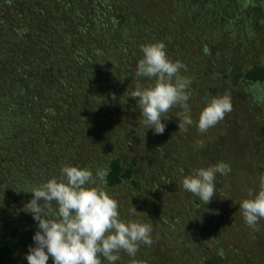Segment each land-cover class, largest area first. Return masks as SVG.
Returning a JSON list of instances; mask_svg holds the SVG:
<instances>
[{"label": "rangeland", "instance_id": "374dc122", "mask_svg": "<svg viewBox=\"0 0 264 264\" xmlns=\"http://www.w3.org/2000/svg\"><path fill=\"white\" fill-rule=\"evenodd\" d=\"M0 1L3 2L0 5L7 6L8 1ZM173 1V9L178 8L174 15L165 12L171 10L166 0L154 3L138 0L132 5L137 24L141 22L146 26V31L142 26L139 38L144 32L150 35L144 42L137 40L134 44H169L166 46L169 59L187 66V71L182 69L180 74L192 79L191 92L195 87L197 96H191L188 101L194 123L186 133L178 128L179 107L171 109L167 119L162 118V123L166 124L162 135H155L154 130L143 123L138 98L129 97V93L135 90L138 79L145 87L153 84L154 79L137 78L138 62L126 61L123 64L127 65L121 67L123 73L106 71L98 87L94 83L85 84L83 100L88 103L90 99L92 109L98 110L72 107L58 110L53 114L57 120L55 117L51 120L61 125L54 121L55 131L40 132L35 125L38 115H32V107L17 108V104L23 102L21 84L31 86L30 79L37 73L30 66L36 65L34 61L38 59L31 52L32 62L28 66V59L20 60L15 57L16 53L8 55L0 47V158L11 163L9 171L7 166L0 167V233L18 231L31 236L28 242L34 246L32 238L38 230V222L27 207L34 187L53 177L59 179L65 165L79 166L77 163H80V168H89L95 175L97 170L107 169L110 159L117 158L127 167L132 157H136L138 164L133 178L137 185L124 181L117 187H106V191L119 202L122 220L152 225V244L161 261L152 255L150 246L141 243L135 257L121 251L115 264H133L134 261L135 264H205L212 257L217 258V264H241V253H253L247 256L249 262L255 260L253 264L264 263V249L260 246L264 236L258 239L249 236L253 229L246 224L239 205L249 198V189L259 192L260 178L264 175V84H245L242 76L264 61V0ZM190 9L202 15L196 18ZM11 20L20 27L16 25L12 29L0 24V34L7 33L9 37L4 45L7 49L18 45L14 38L18 40L25 34V16L16 18L15 15ZM173 38H178L179 42L175 43ZM205 46L209 49L207 54ZM61 65L57 63L49 72L63 73L65 69ZM117 72L125 76L118 77ZM99 89L101 94L97 96ZM224 94L231 97L232 111L206 133L199 132L196 125L202 109L212 97ZM69 103L73 107H84L78 100ZM36 104L42 105L41 102ZM101 106L107 110H101ZM27 113L33 117L30 121L25 119ZM82 116L83 120L91 122V127L77 130V121L80 122ZM221 134L234 136V141H223L218 147L216 138ZM198 140L204 141L202 148L196 146ZM53 144L57 145L55 154H52ZM171 147L177 151L170 150ZM43 148L49 150L47 156ZM218 150L220 155L216 159L214 155ZM189 157L197 162H190ZM180 159L188 166L183 173ZM40 160L42 162H35ZM219 162L228 163L231 172L228 175L217 173L216 194L209 203L205 204L183 189L184 176ZM151 164L160 166L159 171L163 172H156V168L154 171ZM19 169H22L20 173L14 172ZM193 201L199 206H194ZM132 206L137 211L135 214ZM53 207H57L55 202ZM263 224L264 219H261L256 232H261ZM28 250L16 251L15 264H28ZM228 252L233 253L232 256ZM101 259L102 264H108L103 257ZM47 264H53L51 256Z\"/></svg>", "mask_w": 264, "mask_h": 264}, {"label": "clouds", "instance_id": "9594fccd", "mask_svg": "<svg viewBox=\"0 0 264 264\" xmlns=\"http://www.w3.org/2000/svg\"><path fill=\"white\" fill-rule=\"evenodd\" d=\"M141 51L143 57L135 75L154 79V83L145 87L138 79L129 97L138 98L143 123L155 135H162L166 129L162 118L167 119L170 110L179 107L178 128L186 133L194 123L188 104L192 79L180 74L182 69L187 71V66L169 59L163 42L142 45ZM204 51L209 52L207 46ZM232 109L230 95L212 97L199 115L198 131L206 133ZM196 146L202 148L204 141H196ZM230 172L231 167L225 162L195 169L182 178V187L207 204L216 194L217 173ZM106 177V170H97L94 175L89 168L65 165L59 179L53 177L30 191L33 197L27 204L28 212L38 222V230L32 238L34 246L30 245L26 254L28 264H47L50 256L53 264H102L101 257L108 264H115L121 251L135 257L141 243L151 246L152 225L120 218L119 202L106 191ZM260 181L259 192L249 189V198L239 204L246 224L253 231L258 230L257 224L264 219V175ZM193 204L199 206L194 201ZM136 212L132 206V213Z\"/></svg>", "mask_w": 264, "mask_h": 264}, {"label": "trees", "instance_id": "16d2710c", "mask_svg": "<svg viewBox=\"0 0 264 264\" xmlns=\"http://www.w3.org/2000/svg\"><path fill=\"white\" fill-rule=\"evenodd\" d=\"M4 1H8V4L7 6L0 5V24L2 25L3 23V26H9V28L11 27L12 29H14L16 25L20 27V24L13 23V20H11L12 17L16 15V18L25 16L26 20L24 23H26V25L25 34L18 38V40L14 38V42L17 41L16 44L18 45L11 49L5 48L4 45L7 41L9 42V37L7 33H5L3 35L0 34V47H3L4 52L8 55L16 53L15 57H18L20 60L24 58L28 59V66L30 62H32V58L30 57L31 52H34V56L38 59V61H34V64L38 65V68L36 65L30 66V68L37 73V76L30 79L31 86L21 84L22 86L20 89L24 96L23 102H21V104L18 103L17 108L22 106V109L27 107L30 108V106L32 107V115H38L36 117L38 122L36 121L35 125L40 129V132L55 131L54 123L57 118L53 114L58 110H65L68 109V107H72L74 110H98L97 108L92 109L90 106V99L88 103L84 102L82 93L84 92L85 84L94 83V85L98 87L104 72L115 70L123 73L121 67L127 65L123 64L125 61L130 63L138 62L143 57V53L139 50L141 45H135L134 43L137 40L144 42L147 37L150 36L149 33L144 32L141 34V39L139 38L142 26L144 27L142 28L143 31H146V26L141 24V22L137 24L135 20L136 16L132 13L133 6L136 5L138 0ZM139 1L143 3L158 2V0ZM0 3L2 4L3 2L0 1ZM173 3V0H166L165 2L171 9L169 10L168 7L166 8L169 11L165 12L169 13V15H174L175 9H178L177 7L173 9L171 5ZM126 5L127 8H125ZM190 11L193 13L195 12L194 16L196 18L202 15V13L195 11V9H190ZM107 17H110V20H108ZM195 17L191 19L194 20ZM104 27H107L106 31H104ZM181 31L183 32L184 30L182 29ZM173 41L177 43L179 39L173 38ZM11 50L12 52H10ZM38 57H40V59ZM109 58H111L110 61L108 60ZM108 61L110 63H108ZM59 62L62 63L61 66L64 67L65 71L63 73L60 71V74H56L57 72L55 74L50 73L49 69H55L56 64ZM24 67H26V65ZM42 68H44V72ZM118 72V77L125 76ZM44 73H46V75ZM60 75H64L65 77ZM128 76L129 74L126 75L127 78ZM242 76L245 84H264V61L246 70ZM152 82H154V80H152ZM194 88L195 87H193L191 92L192 97L197 96ZM99 92L100 89L96 91L97 96L101 94ZM211 92H213V90H211ZM76 100H78L79 104L83 102L84 107H77L75 105L73 107L70 105V101ZM36 102H41L42 105H37ZM101 110H107V107L101 106ZM7 113L8 112L5 113V116ZM32 115L27 113L25 119L30 121L33 118ZM51 117L56 118V120H54L55 122L51 120ZM83 117L84 116L79 118L80 122L77 121V130L80 128V130H84L83 128L85 127H91V122L83 120ZM56 124L61 125L59 122H56ZM216 139H218L217 145L219 147L223 141L232 143L234 141V136L221 134V136ZM45 144L46 146L49 145L46 142ZM53 145L54 149L52 154H55V151L57 152V145ZM172 147L170 150L177 151V148L175 149ZM42 150H44V155L47 156L48 154L46 152L49 150H47V148H43ZM37 151L40 152L41 150L38 149ZM219 155L220 152L218 150L217 154L214 156L217 159ZM140 158L143 159L144 157L141 156ZM135 159L136 157H132L127 167L123 166L122 162L117 158L110 159L106 169V187H117L124 181H130L131 184L137 185L133 178L138 164ZM192 160H194V158H192L190 162H192ZM25 162L26 161H24V163ZM29 162L34 161L29 160ZM35 162L40 163L42 161ZM194 162H197V159L194 160ZM0 164V167L7 166L8 171L10 170V161H5V158H0ZM77 164H79L80 167L81 164ZM180 164L183 170H188V166L184 165L182 159H180ZM152 167L154 171L157 169L156 172H163L162 170L159 171L160 166L156 167L151 164L150 168ZM40 168L42 171H46L44 168ZM21 170L22 169L18 171L14 170V172L20 173ZM261 229V232L252 231L249 236L255 237V239L264 236V224L261 226ZM213 232L214 231H210V233ZM27 243H25L14 231L1 233L0 264H14V250L19 246L26 249L27 245L29 246L31 244V241ZM260 246L264 249L263 241ZM150 247L153 253L152 255L161 261V259L155 255L154 245L151 244ZM228 253L230 256L233 254L230 252ZM250 254L252 255L253 253ZM250 254L241 253V256H243V259L241 258V264L254 263L255 260L249 262L247 256H251ZM262 257L264 258V253ZM217 263L218 260L215 257L205 261V264Z\"/></svg>", "mask_w": 264, "mask_h": 264}, {"label": "flooded vegetation", "instance_id": "af4514ba", "mask_svg": "<svg viewBox=\"0 0 264 264\" xmlns=\"http://www.w3.org/2000/svg\"><path fill=\"white\" fill-rule=\"evenodd\" d=\"M12 231H14V230H10V231H7V230H4V231H2L1 233H3V232H12ZM14 232H16L24 241H25V243H27L28 242V240L30 239V237L29 236H24V235H21V233H19L18 231H14ZM0 233V234H1ZM28 244V243H27ZM10 247V246H9ZM27 248H29V246L27 245V247H26V249ZM18 249H24V247H22V246H19V247H17L15 250H14V254H13V256H14V259L16 258V251L18 250ZM15 261V260H14ZM15 264V263H14Z\"/></svg>", "mask_w": 264, "mask_h": 264}]
</instances>
